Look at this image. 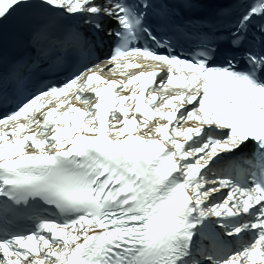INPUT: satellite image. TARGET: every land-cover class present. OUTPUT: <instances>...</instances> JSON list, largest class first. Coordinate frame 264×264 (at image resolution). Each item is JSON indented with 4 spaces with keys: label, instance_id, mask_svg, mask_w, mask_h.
Returning <instances> with one entry per match:
<instances>
[{
    "label": "snow or ice",
    "instance_id": "6c2138e0",
    "mask_svg": "<svg viewBox=\"0 0 264 264\" xmlns=\"http://www.w3.org/2000/svg\"><path fill=\"white\" fill-rule=\"evenodd\" d=\"M0 264H264V0H0Z\"/></svg>",
    "mask_w": 264,
    "mask_h": 264
}]
</instances>
